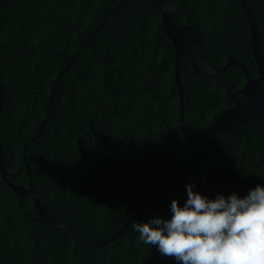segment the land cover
Wrapping results in <instances>:
<instances>
[{
  "label": "trees",
  "instance_id": "obj_1",
  "mask_svg": "<svg viewBox=\"0 0 264 264\" xmlns=\"http://www.w3.org/2000/svg\"><path fill=\"white\" fill-rule=\"evenodd\" d=\"M177 2L178 19L200 32L214 67L234 57L258 76L237 0ZM254 3L264 50V0ZM175 59L150 0H0V133L9 179L23 186L31 179L85 240L117 233L184 139ZM223 75L236 88L248 81L237 64ZM180 76L187 129L209 127L234 105L184 54ZM188 183L210 200L264 187V114L185 144L123 234L100 247L41 223L32 198L20 199L0 171V264H177L140 241L133 225L170 219L171 201L183 206Z\"/></svg>",
  "mask_w": 264,
  "mask_h": 264
},
{
  "label": "water",
  "instance_id": "obj_2",
  "mask_svg": "<svg viewBox=\"0 0 264 264\" xmlns=\"http://www.w3.org/2000/svg\"><path fill=\"white\" fill-rule=\"evenodd\" d=\"M152 4L161 13V21L165 33L175 45L176 59H175V79L180 94V116L178 125L183 132L184 139L174 148V150L166 157L157 172L153 175L141 196L137 200L134 209L129 214L127 220L120 228V230L108 238L98 241L90 242L82 238L71 227L66 225L52 210L47 200L38 192L30 179L28 186L13 183L8 177V171L5 167V158L1 141L0 133V171L2 179L13 189V191L23 199L24 197H31L34 207L38 212L37 219L42 222H47L51 226L60 229L64 233L71 236L78 244L87 247H100L117 239L126 230L132 218L138 211L141 203L145 199L154 182L158 179L163 170L167 167L170 161L178 154L185 144L202 138L204 136L220 132L249 122L264 114V50L262 47L261 34L258 24V19L255 11L254 0H237L243 12L245 13L251 34V46L253 57L257 64L258 76L250 77L244 67L243 63L234 57H230L226 64L217 68L214 67L208 58V52L205 48L200 32L193 26L183 24L178 19L179 8L177 0H150ZM185 55L190 61L193 70L198 74H205L214 79L217 83L223 86L227 95L234 101V105L225 111L221 116L215 120L209 127L201 130L191 131L185 126V102L184 91L180 76V59ZM231 64L239 65L246 73L248 81L244 86L236 88L234 84L228 81L223 72ZM5 99V88L0 81V112ZM52 100V104H53ZM51 111V109H50ZM47 122V121H46ZM46 122L43 128L46 126ZM34 136L31 138L36 139ZM26 153V146L24 148ZM24 153L23 160L26 161V154ZM28 169V166H27Z\"/></svg>",
  "mask_w": 264,
  "mask_h": 264
},
{
  "label": "clouds",
  "instance_id": "obj_3",
  "mask_svg": "<svg viewBox=\"0 0 264 264\" xmlns=\"http://www.w3.org/2000/svg\"><path fill=\"white\" fill-rule=\"evenodd\" d=\"M186 190L183 206L171 201L170 219L133 225L140 241L177 264H264V187L257 184L242 198L233 192L211 200L193 183Z\"/></svg>",
  "mask_w": 264,
  "mask_h": 264
}]
</instances>
